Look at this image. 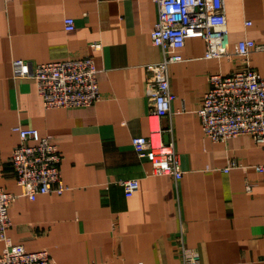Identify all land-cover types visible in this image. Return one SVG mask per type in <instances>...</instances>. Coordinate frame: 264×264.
<instances>
[{"label": "crops", "instance_id": "obj_1", "mask_svg": "<svg viewBox=\"0 0 264 264\" xmlns=\"http://www.w3.org/2000/svg\"><path fill=\"white\" fill-rule=\"evenodd\" d=\"M224 5L230 52L243 39L264 42V0ZM65 17L73 30H65ZM156 19L154 0H0V188L18 195L7 236L28 251L48 250L57 264H182L181 242L199 264H264V173L256 170L264 145L249 135L213 142L198 116L209 76L231 73L242 59H206L204 40L186 39L182 60L169 66L170 114L151 117L146 67L162 57L151 41ZM87 55L101 93L89 107L46 108L35 80L14 75L18 60ZM249 64L264 76V52L250 53ZM152 118L171 128L163 141L174 144L180 180L154 175L131 145L150 134ZM18 126L57 145L62 194L22 195L9 166ZM126 179L139 182L129 197ZM4 246L0 239V252Z\"/></svg>", "mask_w": 264, "mask_h": 264}, {"label": "built area", "instance_id": "obj_2", "mask_svg": "<svg viewBox=\"0 0 264 264\" xmlns=\"http://www.w3.org/2000/svg\"><path fill=\"white\" fill-rule=\"evenodd\" d=\"M9 2L11 0H4ZM157 19L151 31V41L161 51L157 63L147 65L145 94L150 105V116L164 118L170 114L175 99L169 82V66L182 60L181 50L186 39L202 38L206 59L229 57L235 54L242 64L227 75L209 76V89L203 96L198 110L203 134L213 142L224 143L233 137L249 135L255 143L264 145V76L249 64L252 52H264V42L243 39L237 42L233 52L229 38L224 0H154ZM64 28L71 31L74 19L65 17ZM252 22L246 21L250 26ZM91 49H100L92 43ZM14 75L32 78L37 93L46 108L89 107L101 100L97 81V69L90 55L78 59L51 61L33 65L24 60L15 63ZM19 142L14 147L9 166L22 195L35 200L40 194H62L66 185L60 171L61 154L51 137L43 136L35 128L16 127ZM162 129L150 119V134L133 137L131 145L140 159L150 162L154 175H171L182 178L178 155L172 141H163ZM232 163L224 170L227 172ZM264 173V165L256 166ZM126 196H132L139 187L137 179L121 182ZM253 184L247 183V190ZM18 195L0 188V239L5 243L0 252V264H57L49 251H28L23 245L11 243L7 230L11 226L9 208ZM182 264H199L194 249L180 243Z\"/></svg>", "mask_w": 264, "mask_h": 264}]
</instances>
